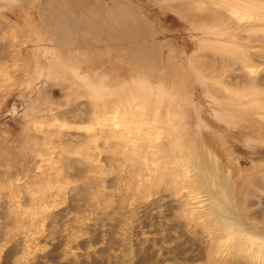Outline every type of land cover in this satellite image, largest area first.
I'll use <instances>...</instances> for the list:
<instances>
[{
  "label": "rangeland",
  "instance_id": "1",
  "mask_svg": "<svg viewBox=\"0 0 264 264\" xmlns=\"http://www.w3.org/2000/svg\"><path fill=\"white\" fill-rule=\"evenodd\" d=\"M204 1L264 14V0H0V264H264L219 254L214 226L264 238V20L200 22ZM137 96L131 140L92 115ZM166 156L190 165L197 199L161 178Z\"/></svg>",
  "mask_w": 264,
  "mask_h": 264
},
{
  "label": "bare ground",
  "instance_id": "2",
  "mask_svg": "<svg viewBox=\"0 0 264 264\" xmlns=\"http://www.w3.org/2000/svg\"><path fill=\"white\" fill-rule=\"evenodd\" d=\"M207 2L208 1H204V2H201L200 4H197L196 10L193 11L194 13L193 12L190 13V16L193 18H196L200 22L207 21V22L215 24L216 26H219L221 28H229V26L227 24H225L228 21L225 18V16L227 14L224 13L222 11V9L225 11L228 10L232 14V16L237 20V24L239 22L241 23L243 20H250L252 22H261V20H264V14L257 12V10H256V8L260 9V7H257L256 5H254V3L246 4L244 7V10L238 9V6H232L230 4H226V5H224L225 8L221 7L222 8L221 11H216V10H210L205 5V4H208ZM231 54H232V59L235 61H238L241 64V66L247 70L246 72H247L248 76L251 77L253 74L252 66L247 63V60L245 59V57L239 53H236V52H232ZM146 60H147V57H146ZM223 90L226 93L230 91L228 88H225ZM238 92H235L234 94H235L237 99L241 100V99L248 98V96L250 97V96L256 95L257 90L247 89V90H244L241 92L238 91ZM131 95H133V94H131ZM92 102H93V106H94L93 107L94 111H93L92 115L93 114L95 115L96 119L98 120L97 121L98 124L101 123V124H104L103 126H105L107 123H110L115 128H118V129L122 128L127 133V137H129V140L133 139L132 131H135L137 133L142 132L143 126L146 124L145 123L146 119L144 118L145 110L147 107L146 106L147 105V98L146 97L144 99H141L140 96L134 97L132 102H122L118 99H117V102H115L113 100L112 103L115 102V104H114L115 108H114V111L112 114L110 112L106 111L107 107L109 106L107 104V102H105L103 100L101 102H95L94 100H92ZM109 114H111V116ZM262 117L264 118V115ZM155 124H154L155 127L153 126V128H158L160 126H163V124L159 125L157 122H155ZM167 128H170V127L167 126L165 128V130ZM158 129L161 130V128H158ZM162 129L164 130V128H162ZM160 133H162V131H160L158 134H160ZM170 135H171V133H170ZM127 143H129V142H127ZM177 143H178V140H177ZM133 145H135V143ZM175 145H177V144L175 143ZM135 148H137V149L132 150L131 153H129L127 155V158L133 159V161H135V162L139 161V163L144 161V159H145V161H147V159H148L147 156L146 157L143 156V160H141V157L137 153L139 151L138 147H135ZM139 148H141V147H139ZM178 148L179 147H177V150H175V148H174L173 151L178 152ZM153 150H155V149H153ZM176 154L178 155V153H176ZM177 159L180 160L183 158L179 155V157ZM163 163H164V166H163ZM167 164H168V162H167V156H166V158L162 161V166H159V163L157 166H159L158 167L159 169L162 167L163 170H166V173H169V176L171 175L170 178L173 179L174 183L176 181L181 183V185L183 186V187H181L182 189L188 188L189 189L188 193H189L190 197H192L194 200L197 199L198 198L197 195H198L199 191H198L197 187L192 184V181L194 180L195 177L190 175V171H191L190 165H187L183 162V167H182L183 171H179L176 168V166H170L169 167ZM160 170L161 171H159V172H160V174H162L161 178H164L163 177V170L162 169H160ZM199 220H201V219H199ZM212 224H214V223H212ZM214 226L216 227V230L220 231V234L222 232L223 233L226 232V234L228 236V238L226 240H224L223 242L221 241V238L217 240V242L219 243L217 245V249H218L219 254H224L229 249H233L235 251L237 250L239 253L248 254L249 256H251L253 258L264 256V238L259 237L258 235L251 234V232H248V231L244 230L243 228H241L239 226V224H237L231 220H228L226 218H221V220L218 222L216 220ZM220 234H219V237L222 236V234L221 235ZM221 262H223L222 259L219 260L218 263H221Z\"/></svg>",
  "mask_w": 264,
  "mask_h": 264
}]
</instances>
